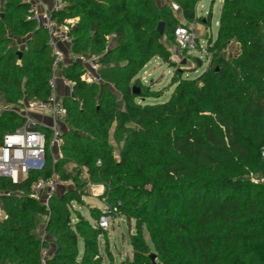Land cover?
<instances>
[{"label":"trees","instance_id":"1","mask_svg":"<svg viewBox=\"0 0 264 264\" xmlns=\"http://www.w3.org/2000/svg\"><path fill=\"white\" fill-rule=\"evenodd\" d=\"M59 1L57 23L77 19L70 52L101 56V81L83 80L79 61L62 64L73 84L62 97V157L53 164L48 153L42 170L17 183L0 176V264H115L108 232L96 224L101 207L85 201L89 182L103 185L100 200L135 222L132 255L121 264H155L152 253L160 264H264V0H223L215 39L212 13L198 15L201 0H172L187 22L206 26L209 63L194 78L172 60L182 22L169 2ZM155 58L174 67L173 91L145 103L163 94L141 76ZM53 61L30 3L0 0V103L7 107L0 146L25 121L15 107L48 100ZM53 172L72 184L47 207L30 194Z\"/></svg>","mask_w":264,"mask_h":264},{"label":"built area","instance_id":"2","mask_svg":"<svg viewBox=\"0 0 264 264\" xmlns=\"http://www.w3.org/2000/svg\"><path fill=\"white\" fill-rule=\"evenodd\" d=\"M30 3V11L33 17L41 23L47 30L49 35V44L52 48L54 61L53 72L50 79L51 94L48 100H36L25 102L23 106L15 107L14 110L25 121L21 127L12 133L6 134L3 145L0 146V176L10 178L17 183L28 177L32 170H42L46 165L48 153L55 164L62 157L60 149L61 144V125L67 114V109L63 100L57 94V81L59 78L72 89V82L65 79L61 74V66L69 64L71 61H79L86 67V72L82 75V79L87 82L101 81L97 75L100 69L99 55L90 54H73L66 53L60 45L68 44L71 46V29L75 23L74 19H68L63 24H58L52 17V11L61 7L59 0H54L51 8L42 6L41 0H27ZM169 2L175 12H180L179 5L172 0H163ZM176 41L181 49L188 52L199 50L207 55V45H202L199 41V33L195 29V23L185 21L175 29ZM7 108L0 103V111ZM41 127L47 128L52 132L51 141L48 146L47 135ZM264 156V147L262 148ZM71 181L61 180L56 172H53L49 178H39L32 184L30 196L38 200H42L49 207V199L51 195L70 186ZM95 195L99 196L103 193V185H95L89 182ZM101 214L96 222L97 226L104 231H109L114 221L119 216L118 208L111 206L102 201ZM0 217H4L2 204L0 202Z\"/></svg>","mask_w":264,"mask_h":264},{"label":"rangeland","instance_id":"3","mask_svg":"<svg viewBox=\"0 0 264 264\" xmlns=\"http://www.w3.org/2000/svg\"><path fill=\"white\" fill-rule=\"evenodd\" d=\"M222 7V0H201L198 5V14L200 16H206L208 12L212 13V25L210 26L208 33L209 36L213 39L216 38L218 32L217 21L219 20L220 11ZM199 41L202 45H207V40L202 38L199 35ZM238 48V47H237ZM172 50V60L180 65L181 68L186 69V76L190 78H194L199 76L208 66V57L204 53L195 49L187 54L184 53L183 49L180 48L178 43L176 45H171ZM188 51V50H187ZM237 52L235 47H230L228 49V55L232 56ZM189 54V55H188ZM174 72V67L169 64L163 62L159 58H155L151 60L144 70L141 73V76L144 77V84L147 86H151L155 90H163V94L159 98H146L145 103H159L166 101L172 91L173 87H169L170 81L172 79ZM46 133V132H45ZM51 137L48 139V146L50 144ZM86 202L89 205L95 204L97 206H102L103 202L98 199V196L94 194L92 197H86ZM84 214L90 216L89 209L87 206L76 205ZM91 218V217H90ZM93 222V220L91 219ZM135 231V222L132 221L131 225L127 221L126 217L118 216L114 221L112 227L108 232V243L110 252L113 255V260L115 264H121V262L127 257L131 255V244H130V234ZM146 238L149 240V236L146 233ZM46 237V235H43ZM100 244L102 248V252L105 255L106 260H108V255L106 251V243L105 238H100ZM130 254V255H129Z\"/></svg>","mask_w":264,"mask_h":264},{"label":"crops","instance_id":"4","mask_svg":"<svg viewBox=\"0 0 264 264\" xmlns=\"http://www.w3.org/2000/svg\"><path fill=\"white\" fill-rule=\"evenodd\" d=\"M41 4L43 7H46V8H51L53 6V3H54V0H41ZM222 3H223V0H222ZM176 15L177 17L180 19V21L182 23H184L186 20L184 19L183 15L181 12H176ZM199 15V14H198ZM77 19H75L74 21H76ZM217 25H218V21H217ZM195 29L196 31L199 33V35L202 36V38L204 39H207V30H206V26L204 24V22H197L195 24ZM232 47H235L237 49L238 45H236L235 43L231 45ZM230 46V47H231ZM60 47L66 52H70V46L68 44H61ZM71 92V89L68 88V86H66V84L63 82V80L61 78L58 79L57 81V94L58 96H60L61 98L64 97L66 94H70ZM93 196V195H92ZM92 196H89V197H92ZM98 199H100L98 197ZM87 204L90 203V202H86ZM90 206H97L95 204H91ZM98 207H101V206H98ZM84 214V213H83ZM86 217L90 218L89 215L87 214H84ZM38 230L40 233H42L41 235H45V230H44V225L43 224H40L39 227H38ZM132 252V250H131ZM130 255V254H129ZM132 255V253H131Z\"/></svg>","mask_w":264,"mask_h":264},{"label":"water","instance_id":"5","mask_svg":"<svg viewBox=\"0 0 264 264\" xmlns=\"http://www.w3.org/2000/svg\"><path fill=\"white\" fill-rule=\"evenodd\" d=\"M163 27H164V22H160L159 25H158V29H159L160 31H162V30H163ZM136 92H138V89L136 90ZM118 105H119V106H122V105H123V101H122V100H119V101H118ZM151 258H152V261H153L155 264H160V263H158V262L156 261L157 256H156L155 253H152V254H151Z\"/></svg>","mask_w":264,"mask_h":264}]
</instances>
